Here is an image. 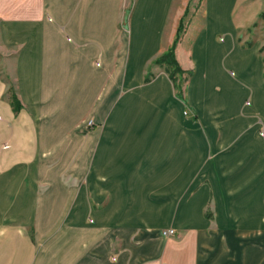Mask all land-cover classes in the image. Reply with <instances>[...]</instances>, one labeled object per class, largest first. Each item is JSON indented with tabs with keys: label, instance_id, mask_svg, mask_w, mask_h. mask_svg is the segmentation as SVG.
Instances as JSON below:
<instances>
[{
	"label": "crops",
	"instance_id": "crops-1",
	"mask_svg": "<svg viewBox=\"0 0 264 264\" xmlns=\"http://www.w3.org/2000/svg\"><path fill=\"white\" fill-rule=\"evenodd\" d=\"M262 11L0 0V264H264Z\"/></svg>",
	"mask_w": 264,
	"mask_h": 264
},
{
	"label": "trees",
	"instance_id": "trees-1",
	"mask_svg": "<svg viewBox=\"0 0 264 264\" xmlns=\"http://www.w3.org/2000/svg\"><path fill=\"white\" fill-rule=\"evenodd\" d=\"M180 32H181V24L178 28V32H177V35H176V38L172 44V46L170 47V49L165 52L164 54H162L155 62L157 64H160V65H167L168 67L172 68L174 71L173 72H170L169 75H170V78L172 80H174V83H175V79H174V74L175 73H178V74H182V70L180 69L176 59H175V54H174V51H175V46L178 42V39H179V35H180ZM10 103H11V106L13 108V110L15 112H17L20 108V105L19 103L16 101V99L14 98V96H11L10 97Z\"/></svg>",
	"mask_w": 264,
	"mask_h": 264
},
{
	"label": "rangeland",
	"instance_id": "rangeland-1",
	"mask_svg": "<svg viewBox=\"0 0 264 264\" xmlns=\"http://www.w3.org/2000/svg\"><path fill=\"white\" fill-rule=\"evenodd\" d=\"M196 3L197 2L195 1L190 8L194 7V4H196ZM246 5H248V3H246ZM258 18L259 19H258L257 23L250 30V33L252 34V36H254L257 39H259L260 37L261 38L264 37V11L261 12V14L259 15ZM180 33H182V31ZM96 63H99V62H96ZM0 71H2L1 72L2 79L5 80L6 83L10 84L9 78H6V71L4 69H2V68L0 69ZM172 71H173V69H172ZM183 82H184V79L183 80L181 79V80L178 81V83H183ZM9 88L11 89V92L10 93L14 94L13 87L11 85H9ZM97 113L99 115V109H98V112ZM83 125L84 126L86 125V128L85 129H89V128L95 126V124L93 123V121H91V119H89L88 116L86 117L85 124H83Z\"/></svg>",
	"mask_w": 264,
	"mask_h": 264
},
{
	"label": "built area",
	"instance_id": "built-area-1",
	"mask_svg": "<svg viewBox=\"0 0 264 264\" xmlns=\"http://www.w3.org/2000/svg\"><path fill=\"white\" fill-rule=\"evenodd\" d=\"M96 64L98 65L99 63H96ZM173 234H175V231L172 230V229L167 230V231L164 232V235H167V236H169V235H173Z\"/></svg>",
	"mask_w": 264,
	"mask_h": 264
}]
</instances>
